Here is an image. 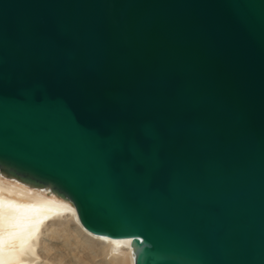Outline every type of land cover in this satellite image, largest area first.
I'll return each instance as SVG.
<instances>
[{"label": "water", "instance_id": "water-1", "mask_svg": "<svg viewBox=\"0 0 264 264\" xmlns=\"http://www.w3.org/2000/svg\"><path fill=\"white\" fill-rule=\"evenodd\" d=\"M0 174L133 264H264V0H0Z\"/></svg>", "mask_w": 264, "mask_h": 264}, {"label": "bare ground", "instance_id": "bare-ground-1", "mask_svg": "<svg viewBox=\"0 0 264 264\" xmlns=\"http://www.w3.org/2000/svg\"><path fill=\"white\" fill-rule=\"evenodd\" d=\"M0 264L133 263L129 240L89 234L69 202L0 174Z\"/></svg>", "mask_w": 264, "mask_h": 264}, {"label": "rangeland", "instance_id": "rangeland-1", "mask_svg": "<svg viewBox=\"0 0 264 264\" xmlns=\"http://www.w3.org/2000/svg\"><path fill=\"white\" fill-rule=\"evenodd\" d=\"M71 230V229H70Z\"/></svg>", "mask_w": 264, "mask_h": 264}]
</instances>
